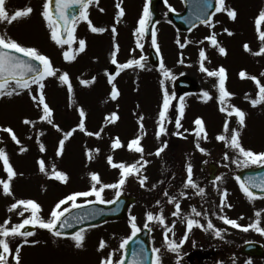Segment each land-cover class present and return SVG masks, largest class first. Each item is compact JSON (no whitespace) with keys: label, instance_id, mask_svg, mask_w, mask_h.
Returning a JSON list of instances; mask_svg holds the SVG:
<instances>
[{"label":"rangeland","instance_id":"rangeland-1","mask_svg":"<svg viewBox=\"0 0 264 264\" xmlns=\"http://www.w3.org/2000/svg\"><path fill=\"white\" fill-rule=\"evenodd\" d=\"M148 1L122 0L125 15L117 23L119 10L116 4L119 0H94L88 8L91 26L107 30L94 33L88 21L80 19L76 23L74 43L61 47L51 39V30L41 14L45 0H5L6 10L10 13L28 6L34 11L27 18L18 19L11 24L0 21V34H6L25 46L38 48L51 58L53 66L59 72L57 77H48L44 81L46 102L53 109L52 124L40 119L42 107H37V102L31 98L36 94V85L32 86V92L22 90L19 95L0 97V149L7 152L10 163L17 172L11 181V195H5L0 185V225L10 220L7 227L11 228L31 215L28 211L20 216L22 207L9 211L10 206L21 199L37 201L41 205L38 215L48 220L55 204L64 199L63 192L68 196L73 192L90 189L93 183L90 174L93 172L99 173L103 184L118 182L122 169L112 167L109 156L116 164H137V170L126 177L121 189L106 188L103 192L106 201H114L117 191L120 195L136 198L137 202L131 207L128 219L124 220H128V223L123 221L122 224L85 229L82 248L75 246L72 236L56 237L50 230L32 225L39 227L36 234L7 238L12 249L8 258L9 264H15L13 257L18 246L20 264H102L109 257L114 262L119 261L123 250L120 247L122 241L132 236L129 223L133 216L136 217L140 229L148 224L153 233L152 239L156 243L154 246L161 249V253L169 250L162 237L166 231L169 238L176 243L184 241L187 234L188 238L181 244L179 254L199 248L217 249L226 255L233 254L225 264H244L245 259L238 252L247 241L255 240L264 245V233L255 228L241 231L244 234L233 233L228 230L229 227L227 230L223 227L224 220L220 219L221 216H231L238 219L239 225H251L259 221V227L264 228V200L250 199L234 177L235 171L239 169L259 166H243V158L238 151L229 146L227 141L218 139L221 134L230 137L232 130L239 128L238 117L235 114L229 117L220 110L216 87L218 78L208 76L200 68V51L204 50L207 57L204 60L205 67L217 70L222 66L226 69V87L235 94L229 98V103L247 113L245 126L241 129V143L246 149L264 152V102L257 106L251 104L252 99L258 98L259 88L250 78L256 76L264 83V75H261L264 73V54H255L264 47L256 25L259 12L264 9V0H225L228 9L237 10L236 20H232L226 11L215 12L211 19L214 26L200 25L187 33L176 32L167 15L172 8L177 13L183 12L182 1L165 0L164 5L159 8L161 16L155 29L160 46V60L166 62L164 66L172 74L168 78L164 77L161 67L154 69L148 64V51L151 47L155 48L151 44V37L142 39V50L136 44L135 29ZM113 27L116 28L115 35L112 32ZM224 29L233 34L229 35ZM260 29L264 31V22ZM213 32L216 33L218 46H213L205 39ZM80 39L86 41V48L82 53L77 51ZM177 39L185 44L184 48L176 43ZM117 43V63L113 64L112 53ZM246 43L251 51L245 49ZM220 46L226 49V54L219 52ZM69 49L76 54L73 61H66L63 57V52ZM141 55L146 58L144 69H119V64ZM181 59L184 63L179 62ZM242 71H246L249 76L241 78ZM63 72L69 74V82L58 79V75ZM110 75L115 76L112 82L109 81ZM179 76L197 80V92L181 97L174 93L172 82ZM84 80L90 83L85 85ZM113 84L119 90L116 99L111 98ZM164 87H167L169 94L175 95L163 122L166 132L157 136ZM205 91L209 92L211 99L203 97ZM181 98L185 104L183 117L179 115ZM81 107L86 113L85 118L79 115ZM112 113H117L119 118L109 122L106 118ZM197 118H203L205 122L206 139L203 133L197 135V126L194 123ZM26 119L34 121V124H26ZM82 119L86 131L78 127ZM177 119L181 123L179 128L175 123ZM226 120L229 122L227 133L224 132ZM8 127L16 133L20 144L3 131ZM88 132H99L100 135H88ZM65 133L71 135L65 140L63 154L58 155L59 142L64 139ZM117 137L123 146L114 149L112 144ZM137 137L141 138L143 153L128 148L129 142ZM40 144L45 146L46 151H41ZM165 144L167 147L157 156L156 151ZM22 147L26 149L23 152L20 151ZM200 148L205 151L201 152ZM96 149L99 151H95ZM41 158L46 162V172L40 171L38 162ZM144 160L148 161L146 165L143 164ZM188 164L193 168V180L205 189L204 195L198 194L195 188L185 187ZM210 164L219 168L217 178L220 179L212 183L208 181L207 168ZM53 165L56 170L67 173V183L52 175ZM202 165L206 166L204 170ZM145 176L147 180L142 185L140 180ZM0 179H7L2 160ZM224 190H227V200L221 208ZM172 198H175V202H172ZM87 199L95 200V197ZM84 201L85 198H79L77 203L86 204ZM175 203L180 204L178 216L173 215L176 211ZM227 204L232 206L228 207ZM193 207L201 215L193 213ZM148 212L157 217L162 213L168 227L159 220L147 221ZM188 218L199 220L204 227L194 226L191 232H187ZM208 220H211L214 228H207ZM168 228L172 230L168 231ZM217 228L221 229L220 237L215 235ZM102 240L105 242L103 249L99 247ZM33 241L36 243H32ZM253 264L260 263L255 261Z\"/></svg>","mask_w":264,"mask_h":264},{"label":"snow or ice","instance_id":"snow-or-ice-1","mask_svg":"<svg viewBox=\"0 0 264 264\" xmlns=\"http://www.w3.org/2000/svg\"><path fill=\"white\" fill-rule=\"evenodd\" d=\"M94 2V0H55V11L53 10V0H45V3L43 5V11L42 16L47 22L48 28L51 30V39L59 46L63 47L64 45H72L74 41L76 40L75 37V30H76V23L78 20L83 19L85 21H88L89 25H92L91 20L89 19V13L88 8L89 6ZM75 5L80 6L79 14L76 13H70V9H72ZM118 11V17H117V23L119 22V18H122L125 15V9L122 6V0H119V2L116 4ZM171 7V6H170ZM207 8L211 7V4H206ZM34 9L31 6H28L23 9L15 10L14 12H9L6 10L5 6V0H0V21L7 22L11 24L12 22L17 21L21 18H27ZM103 11V9H101ZM172 11H176L175 8H172ZM220 11H226L227 15L232 19L236 20L238 16V12L236 9H228L225 3V0H217V6L215 8V12ZM207 13H202L201 15H198L196 17L197 20L203 19V23L209 26H214L211 24V21L209 19L203 18ZM152 13L149 11V8L147 5H145L143 9V15L138 20V27L135 29V33L137 34L136 44L137 46L142 50L144 45L142 43V39L146 36V34L149 31L148 25L151 21ZM264 22V9H261L259 12V15L256 19V25H257V31L259 34V39L264 42V31L260 29V26ZM107 29L103 27H96L91 26V31L94 33H103ZM225 32H228L229 35H232L228 29H224ZM112 32L115 35L116 34V28H112ZM205 39L209 40L213 46H218L219 42L216 38V33L213 32L208 37H205ZM79 47L78 52H84L86 48V41L83 39L79 40ZM176 43L179 44L181 48L185 47L184 43H181L179 39L176 40ZM151 44L156 48V51H160V46L157 41V31L155 28L151 29ZM115 50L112 53V63H117V53L119 52V44H115ZM245 49L248 51H251L250 46L246 43L244 45ZM135 52V49L132 50ZM219 52L222 54H226V49L222 46L219 47ZM256 55L264 54V47H261L259 52L255 53ZM63 57L66 61H73L76 59V54L69 49L63 52ZM145 57L141 55L139 58H132L129 59L127 62L119 64V69H128V68H145ZM207 59L206 53L204 50L200 51V68L201 71L207 73L210 77H217L218 78V85L216 87L218 88L219 92V102H220V110L222 112L227 113V115L230 117L233 114H235L236 117H238V124L239 128L232 130V135L229 137L226 134H221L218 136V139L220 141H227L228 145L232 148L236 149L238 153L240 154V157H242V163L243 166L247 167L249 165H258V166H264V152H255L251 149H246L243 147L240 135H241V129L245 126L246 116L247 113L244 112L241 108L231 105L229 103V98L234 96L235 94L230 92L226 87V81H227V71L224 67H220L217 70H210L209 68L204 66V60ZM180 63H184L183 59L179 61ZM161 69L163 70V75L165 78H168L171 76L170 70L165 68L163 62H161L160 65ZM59 70L56 69L53 66V63L51 61V58L42 53L38 48L31 47V46H25L18 42L16 39L7 36L6 34H0V97L4 96H12V95H19L22 90H28L29 92H32V86L36 85V94L32 95L33 101L37 102V107H42V115L40 119L42 121H46L48 124L53 123L52 115H53V109L49 106V104L46 102V96H45V83L44 81L48 77H57ZM117 75L119 72L116 73ZM261 75H264L262 73ZM241 78L248 77L249 74L246 71H242L240 73ZM259 88L258 91V98L252 99L251 104L253 106H257L258 104L264 102V83H261V80L256 76L250 77ZM58 79L61 82H69V74L67 72H63L62 74L58 75ZM174 79V77H173ZM115 80V76L110 75L109 81L112 82ZM83 83L85 85L89 84L90 81L84 80ZM163 85V81L161 82ZM69 91H71V85L69 83ZM174 93L169 94L167 87L163 88V102L161 105V111L159 113V122L160 127L159 131L157 133V136L160 134L166 132V128L164 127L163 122L166 119L171 101L174 98ZM119 96V90L115 87L113 84V91L111 93V98L116 99ZM203 97L205 99H211V96L209 92L205 91L203 93ZM185 110V104L183 98L180 99V105H179V115L183 117ZM79 115L81 118L86 117V113L84 109L81 107L79 109ZM118 114L112 113L109 117L106 119L109 122H114L117 120ZM142 121V117H141ZM26 124H34V121L26 119L24 121ZM177 128L181 127L180 119H177L175 121ZM195 125L197 126V135L203 133L204 138H207V131L205 127V122L203 118H197L194 121ZM58 127V126H57ZM78 127L81 130H85V124L83 122V119L79 123ZM142 127V124H141ZM3 131L9 133L11 135V138L17 143L20 144V140L17 138L16 133L13 131L11 127L4 128ZM75 131V130H73ZM229 131V122L226 120L224 125V132L227 133ZM43 133H41L42 135ZM179 134V133H177ZM71 135V133H65L64 139H61L59 142V148L57 151L58 155H62L64 152V146H65V140L68 139V137ZM88 135H96L99 136L100 133H91L88 132ZM141 138L137 137L133 140H131L128 144V148L130 150H134L138 153H143L144 149L140 142ZM123 144L120 141L119 137L115 138L112 144V147L120 148ZM167 147L165 144L163 147L159 148L156 151V155L159 156L161 152L164 151V148ZM197 147H199V144H197ZM41 151H46V148L43 144H40ZM23 147L20 149L21 152L25 151ZM95 151H99V149H96ZM201 152H204L205 149L200 148ZM225 158H227V154H225ZM89 159H91V150L89 152ZM0 160L3 161V165L5 168V171L7 173V179H0V185H2L3 192L5 195H11V181L12 179L17 175V172L15 171L13 165L10 163L9 156L7 152L4 149H0ZM109 163L112 165V167H119L122 169L121 178L116 183L112 184H103L101 181V177L99 173L93 172L91 173V180L93 181L92 186L87 191H77L73 192L70 195L66 196L64 199H61L59 202H57L53 208V210L50 213V218L48 220H44L38 213L41 211V205L31 199H21L18 200L16 203H13L10 206L9 211L18 209L22 207V210L19 212L20 216H24L25 212L30 211L31 215L28 218L23 219L21 223L16 224L14 227H7V224L10 223V220L5 221L4 225H0V247H2V252H0V264H9V255L12 254V249L10 248L9 240L7 239L10 236H16L19 235L21 237H28L33 235L30 231H24L26 225H39L41 228H45L50 230L54 236L60 237L63 235V233L59 230H57V225H61L62 227H71L72 225L69 224L68 217L65 216V213H69L70 208H81L83 207L82 204L77 203V200L79 198H85L84 203L86 204H93L96 201H99L100 203H113V201H106L103 197V192L106 188H112V189H121L122 186L125 184L126 177L128 175H131L135 170H137V164L127 165L125 163H113V158L111 156L108 157ZM240 161L238 160L237 163ZM39 167L41 172H46V162L44 159L39 160ZM148 161L144 160L143 164H147ZM187 182L185 184V187H192L198 190V194L204 195L205 189L200 187L199 184H197L193 180V168L191 164H188L187 166ZM52 175L57 179L61 180L65 183H67L69 177L67 173L64 171H58L56 170L55 165L52 166ZM220 179V178H217ZM237 180L240 181V187L242 191L251 199L257 196L258 194L253 191V189H260L261 193H264V177L261 178H254L249 177L248 181L245 182L244 180H241L240 177H236ZM147 180V177L145 176L143 179L140 180V183L143 185L145 181ZM97 185H101L100 187H97ZM167 194V193H165ZM120 195V192L117 191V197ZM186 195V194H185ZM88 197H95V200H89ZM227 200V190H224L223 192V199L221 200V208H223L226 204ZM69 202L70 205H69ZM172 202H175V198H172ZM64 205H69L68 207H63ZM228 207H231L232 205L227 204ZM176 211L173 213V215L178 216L180 215V204L175 203ZM192 212L195 213L197 216L201 215V213L197 212L195 207L192 208ZM96 212L93 211L91 213H88L86 215H95ZM259 215V213H257ZM73 219H75L77 222L83 219V217L76 216ZM220 219L224 220L226 224L233 225L235 227H241L237 223L236 220L229 219L226 216H221ZM159 220L160 223L164 224L167 228V223L165 220V217L161 213L158 217L154 215L152 212L147 213V221H156ZM187 225V232H191L194 226H199L201 228L204 227V225L200 224L199 220L188 218L186 221ZM145 228L148 227V224L146 223L144 225ZM175 227V224L173 223L172 228ZM215 226L211 222V220H208L207 228L212 229ZM131 228H132V236L124 239L120 245L122 249L126 248V246L129 243V240L132 239V237H135L136 234L141 230L140 227L136 223V217H131ZM172 228H168V231H171ZM248 228H255L257 231H260L264 233V228L259 227V221H257L254 224L248 225L244 228L245 231L248 230ZM215 235L217 237L221 236V229L217 228L215 230ZM187 234L184 237V241L187 240ZM72 239L75 242V246L77 248H82L84 246V240H85V234L84 230L81 229L80 231L72 234ZM165 241L167 243V247L172 252H178L181 248V243H176L174 240L170 239L168 236V232H165ZM25 243H28L27 240L24 241ZM32 243H36V241H33ZM99 247L103 249L105 247V242L102 240ZM146 250L141 249L139 252L134 251L133 252V264H145L144 256L142 253H144ZM161 249L159 248H153L152 253L154 254V259L152 261V264H162V257L160 255ZM14 260L15 264H20V247L18 246L15 249L14 254ZM102 264H125V259L121 258L119 261H113L111 257L106 258L102 261ZM248 264H251V261L248 262Z\"/></svg>","mask_w":264,"mask_h":264},{"label":"water","instance_id":"water-1","mask_svg":"<svg viewBox=\"0 0 264 264\" xmlns=\"http://www.w3.org/2000/svg\"><path fill=\"white\" fill-rule=\"evenodd\" d=\"M163 0H152L150 5V12L152 13L151 21L148 25L149 31L146 34L147 36L151 35V29L154 28L155 24L158 21L159 13L157 8L162 4ZM216 0H185L186 10L181 15L169 14L172 23L181 32H187L193 29L195 26L203 23V19L197 20L196 17L202 13H207L203 18L210 19L212 12L215 10ZM206 4H211L210 8L206 7ZM53 10L55 11V0H53ZM70 13L79 14L80 6L75 5L72 9L69 10ZM149 62L152 66H159V59L155 51H151L149 54ZM173 88L175 92L179 94L193 92L197 88V83L187 77H181L174 81ZM211 172V180L214 179L217 172V168L214 165H211L209 168ZM237 177H240L241 180L245 182L248 181L249 177L261 178L264 177V168H259L256 170H242L237 173ZM256 192L257 196H264V193H261L260 189H253ZM255 196V197H257ZM135 202L134 198L130 197H120L115 203L105 206V205H89L79 209H75L69 212L66 217L69 219V224L71 227H62L58 224L57 230L61 231L64 235H71L77 231L90 227L102 224L107 221L121 220L125 218L128 214L129 207ZM95 211V215H86ZM76 216L83 217L82 220L77 222L73 219ZM24 231L33 232L34 228L28 227ZM141 249H145V255L150 256L151 244H150V231L147 229L143 230L137 236H135L125 248V264H133V252H139ZM142 253V255L144 254ZM242 253L249 255L251 257H262L264 255L263 247L260 244L248 243L244 246ZM147 264H152L151 260H147Z\"/></svg>","mask_w":264,"mask_h":264},{"label":"flooded vegetation","instance_id":"flooded-vegetation-1","mask_svg":"<svg viewBox=\"0 0 264 264\" xmlns=\"http://www.w3.org/2000/svg\"><path fill=\"white\" fill-rule=\"evenodd\" d=\"M160 255L162 264H225L230 259L229 255L217 249H197L182 254L166 250V253L160 252ZM261 262L264 263V260Z\"/></svg>","mask_w":264,"mask_h":264}]
</instances>
